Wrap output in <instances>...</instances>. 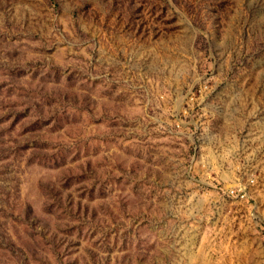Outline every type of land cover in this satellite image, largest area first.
Instances as JSON below:
<instances>
[{
	"label": "rangeland",
	"instance_id": "obj_1",
	"mask_svg": "<svg viewBox=\"0 0 264 264\" xmlns=\"http://www.w3.org/2000/svg\"><path fill=\"white\" fill-rule=\"evenodd\" d=\"M0 264H264V0H0Z\"/></svg>",
	"mask_w": 264,
	"mask_h": 264
}]
</instances>
